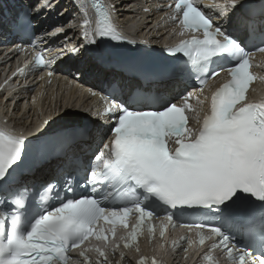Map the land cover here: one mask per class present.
I'll return each mask as SVG.
<instances>
[{
    "label": "snow or ice",
    "instance_id": "1",
    "mask_svg": "<svg viewBox=\"0 0 264 264\" xmlns=\"http://www.w3.org/2000/svg\"><path fill=\"white\" fill-rule=\"evenodd\" d=\"M92 3L96 27L90 28L88 19L83 23L89 43L97 44L99 37L100 46L105 39L135 44L112 23L114 5ZM254 7L250 0H225L210 10L219 13L216 17L200 8L197 0L168 5L171 18L182 27L181 36L202 31V38L193 36L166 49L170 56L186 57L177 70L194 74L202 87L221 71L231 78L212 94L210 110L202 122L196 120L198 129L188 127L186 112L194 111L188 103L190 93L180 97V106H158L160 97L143 92L121 103L113 95L105 112L113 126L81 185L90 186L91 195L77 196L72 176L60 187L49 183L33 186V191L21 185L16 174L34 142L0 129V264H69L68 253L91 237L108 240L104 228L97 231L101 221L112 225L114 237L117 226L128 228L130 214L138 222L129 234L132 243L125 248L137 242L145 220L155 217L173 227L197 229L201 246L212 239L203 257L207 264H216L213 253L219 248L232 264H264V101L244 103L256 80L250 63L253 52L226 27L237 13ZM245 25L253 37L264 39V0L258 14L249 13ZM255 51L264 53V46ZM35 63L47 66L39 52ZM214 64L225 66L212 70ZM190 209L214 214L220 222L182 221L180 216ZM161 227L163 236L167 228ZM149 232L154 229L149 227ZM237 236L245 240L243 251L237 250ZM183 240L189 246L194 243L188 237ZM95 250L107 264L106 253ZM80 255L88 260L85 252ZM140 264L158 262L142 259Z\"/></svg>",
    "mask_w": 264,
    "mask_h": 264
},
{
    "label": "bare ground",
    "instance_id": "2",
    "mask_svg": "<svg viewBox=\"0 0 264 264\" xmlns=\"http://www.w3.org/2000/svg\"><path fill=\"white\" fill-rule=\"evenodd\" d=\"M27 1V0H26ZM32 3H34L35 5H36V7H37V13L40 11V8H42L43 10H44V12H45V14L47 15V16H45V18H47V19H49L48 21H47V23H46V25H45V27H44V35H43V38L44 39H46V41H48L50 38H54V37H56V36H60V33L63 31V27H61V25L60 24H62V22L64 21V19L65 18H68V16H69V18L70 17H72V16H74L75 18H74V20H73V24H72V26L74 27V28H76V30H77V28L80 30V32L82 33V34H79V36L77 37V38H79L80 37V35L82 36V37H84V35H83V33H84V27H83V23H84V21H85V19H89V21H90V25H89V27L90 28H92L93 27V25H92V22H91V19H92V14H91V12L89 11V12H87L86 11V9H83L82 8V6H81V0H71L70 2H69V0H30ZM62 1H65V3H66V5H65V7L64 8H66V11H65V14H61V15H58V14H56V7L60 4V2H62ZM135 1L136 0H113V2L114 3H116V4H118V10H120V11H123L122 12V15L123 16H121L122 18H123V22L126 20V22L124 23V24H131L132 25V28L130 29V28H126V31L127 32H132L133 30H137V31H139V32H141V33H144L143 32V30H145V29H147V27L146 28H142V27H139L138 28V21L139 20H137L138 18V16H132L128 11H129V4H135ZM139 0H137V2H138ZM160 1V0H159ZM48 2V4H46ZM126 2H128L127 4H125ZM136 2V5L135 6H137L139 3H137ZM158 1H155L154 0V4L156 5V3H157ZM121 3V4H120ZM46 5H51L50 7L49 6H46ZM132 6V5H131ZM134 6V7H135ZM79 9H80V12H79ZM135 9V8H134ZM140 10V9H139ZM80 13H81V15H80ZM143 14V17H145L146 16V14H148V17L146 16V21H147V19H149L150 17H154V16H156V20H158V18H160L162 15H163V13L162 12H160L159 11V8L158 7H156V8H154V9H152V10H150L149 12H147L146 14H144V13H142ZM152 14V16H149V15H151ZM165 14H167V15H171V12L170 11H167ZM64 15V16H63ZM66 15H67V17H66ZM80 15V16H79ZM138 15H141V14H138ZM58 16H59V18H58ZM63 16V17H62ZM51 18V19H50ZM60 18H62V20L60 19ZM58 20V21H57ZM56 21V22H55ZM59 21H61V22H59ZM119 21V20H118ZM120 24H121V22H120ZM137 28V29H136ZM172 32H177L178 34H180V30L178 29V28H176V27H172ZM63 34V33H62ZM145 34H147V33H145ZM150 35V34H149ZM75 38H76V36H75ZM76 38V39H77ZM61 39V40H60ZM62 40H64V38L63 37H61V38H59V41L58 42H60V43H62L61 44V46H60V48H61V53H62V56L63 57H67L68 55H69V53H66L65 51L67 50V48L65 47V49H63V45L65 44L66 45V43H67V41L65 42V41H62ZM75 40V39H74ZM84 40H85V42H88L89 43V41L88 40H86L85 38H84ZM70 44V43H69ZM89 44H91V43H89ZM74 41H73V46H71V48H74ZM68 47V46H67ZM59 48V49H60ZM65 50V51H64ZM89 61V59H85V60H83L82 61V66H84L85 64H86V62H88ZM12 61H9L6 65H0V73L2 74V73H4V71H5V69L7 68V65H9L10 63H11ZM91 64H92V62H90L89 63V65L86 67V70H90V68H91ZM18 66H20V63H17L16 65H15V67H18ZM97 70H99V68H96ZM96 69H94L93 71H92V73H94V71L96 70ZM7 72H5L4 74H6ZM44 77V79H43V83H40V84H37L36 83V93L35 94H33V96L28 100V104L30 105V106H32V104H33V102L35 101V103H34V105H35V107L36 108H34L35 110H37L40 106H39V99L38 98H36V97H38V92H40L42 95H44L45 96V91L47 90V89H50L51 91L52 90H55L56 89V77H53V76H48V74L45 76H43ZM21 79H19V81H20ZM49 80H52V82H53V84L52 85H50V86H48V84L46 83L47 81H49ZM73 86L71 87V89H74L73 91H71V90H69L68 89V87L70 86V84L69 85H67L66 83H63L62 84V86H64L65 88H67V94H72V93H74V95H77V96H79V97H81V99L83 98H85L86 97V95L84 94V92L83 91H81V94L79 95L78 93L79 92H77V91H80V90H78L79 89V86H77V84L76 83H74L73 82ZM12 90V89H11ZM61 91V90H60ZM53 92V91H52ZM10 93V92H9ZM47 95V94H46ZM50 95V94H49ZM43 96V97H44ZM18 99H20V96H15L13 99H10V100H8L7 101V104L6 103H4V100H2L1 98H0V116H3L4 118L5 117H8V115L7 116H4L3 115V113L6 111V112H9L10 113V110H11V107L13 106V107H21V108H23V112L21 113V117H22V115H24L26 112L28 113V111H25L26 110V106L27 105H23L22 106V103H21V101H19V102H16V104H14L13 103V100H16V101H18ZM53 100H54V98H53ZM99 99L98 98H94V102L95 101H98ZM89 103H91V102H89ZM47 105V101L45 102V103H43L42 104V106L43 107H45ZM38 107V108H37ZM47 107V106H46ZM45 107V108H46ZM43 110V109H42ZM25 111V112H24ZM49 111H51V110H49ZM18 110H16V111H14V113H12V116H13V120L15 121V119L16 118H18L19 117V115L20 114H18ZM37 112V111H36ZM47 113V112H46ZM45 113V116H43V118H44V120H48V121H50V119L49 118H52L51 117V115L52 114H46ZM57 113V111L54 113V114H56ZM64 116H72V114L73 113H70L69 111L67 112V110L66 111H64ZM27 115V114H26ZM28 115H29V113H28ZM40 116V115H39ZM33 117H36V115L34 116H32V118L31 117H29V118H27V119H24V121H22V120H19V121H21V124H24L25 123V125H26V128H27V130L28 131H31L32 130V122H33ZM37 118V117H36ZM55 120L56 121H53L51 124H49V127H54V126H58V125H60V123H64V122H68V118L67 117H62L61 115H57L56 116V118H55ZM35 121H41V119H37V120H35ZM39 123V122H38ZM146 236V235H145ZM130 243V242H129ZM81 252L82 251H80V254H81ZM166 259L167 260H169V257L168 256H166Z\"/></svg>",
    "mask_w": 264,
    "mask_h": 264
},
{
    "label": "rangeland",
    "instance_id": "3",
    "mask_svg": "<svg viewBox=\"0 0 264 264\" xmlns=\"http://www.w3.org/2000/svg\"><path fill=\"white\" fill-rule=\"evenodd\" d=\"M136 2H137V0L135 1V4H129V5H128V6H129L128 8H129V10L135 8V11H136V12H135V14H133V15H134L135 17H136V16H139V17H137V18H138L137 20H139V21H138V28H139V25H145V21H146L145 17H143V14H142L143 11H141L142 9H141V10H138L139 7L143 4L144 0H139V1L137 2V3H139L137 6H135V5H136ZM127 3H128V2H126L125 4H127ZM131 5H132V6H131ZM134 6H135V7H134ZM150 10H152V9H150ZM150 10H148L147 12H149ZM138 14H141V15H138ZM144 14H145V13H144ZM133 15H132V16H133ZM146 16H147V14H146ZM149 16H152V14L149 15ZM58 18H59V16H58ZM141 27H142V26H141ZM136 29H137V28H136ZM67 46H68V47H69V46L71 47V43H70V44H69V43H66L65 47H67ZM59 50L61 51V48H60ZM82 64H83V63H82ZM71 87H72V86H69L68 89L71 90V91H73L74 89H71ZM66 89H67V88H66ZM48 90H49V89H47V90L45 91V96L42 95V96L45 97L47 103H49L51 99H53V98L55 99V98H56V95L58 96V98H63L62 95H61V92H62V91H60V93L56 94L55 90H52L53 92H52L51 90L48 92ZM46 94H47V95H46ZM49 94H50V95H49ZM73 94H74V93H72V94L69 93V94L67 95V97L70 96V95L73 96ZM67 97H66V98H67ZM36 98L39 99V106H40V107H39V108L37 107V108H38L37 110H35V109H34L35 107H34V108L32 109V113H31V115H30V114L28 115V113L26 112L24 115H22V117H21L20 119H21L22 121H24V119H27V118H29V117L32 118V116H33V112H34V111H35V115H36V117H37L36 119H39V118H41V117L43 118V116H45V113H46V112H47L46 114H52V115H54L52 118H56L57 114L55 115L54 113H55L56 111L58 112V107H57V109H54V108H53L54 106L46 105L47 107L45 106V107H46V108H45V107L42 106V102H41V100H40V97L38 96V97H36ZM34 103H35V101H34ZM53 103H54V102H53ZM6 104H7V103H6ZM31 107H32V106H31ZM42 109H43V110H42ZM49 110H51V111H49ZM36 111H37V112H36ZM26 114H27V115H26ZM35 115H34V116H35ZM39 115H40V116H39Z\"/></svg>",
    "mask_w": 264,
    "mask_h": 264
}]
</instances>
